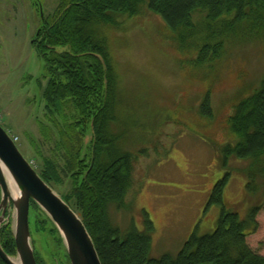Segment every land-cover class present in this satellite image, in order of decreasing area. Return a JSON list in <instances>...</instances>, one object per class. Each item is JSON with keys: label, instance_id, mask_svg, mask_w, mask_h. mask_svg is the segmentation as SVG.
Returning a JSON list of instances; mask_svg holds the SVG:
<instances>
[{"label": "trees", "instance_id": "1", "mask_svg": "<svg viewBox=\"0 0 264 264\" xmlns=\"http://www.w3.org/2000/svg\"><path fill=\"white\" fill-rule=\"evenodd\" d=\"M37 3L42 16L32 43L46 72V83L39 81L47 120L42 127L54 144L50 156L39 151L36 169L55 189L70 184L60 194L81 216L102 264H264V255L247 240L258 229L264 203V81L232 103L227 124L236 141L229 140L221 152L227 166L232 157L249 161L251 198L245 214L224 200L227 172L214 185L206 208L218 206L217 226L204 235L195 231L177 256H151L155 226L146 210L144 229H122L110 218L111 206L127 208L137 158L129 141L140 127L139 114L132 118L121 110L111 32L124 30L125 21L147 6L171 27L177 48L193 52L190 61L217 77L229 45L264 40V0H58L46 15ZM232 12L233 18L225 17ZM196 13H205V19L196 23ZM202 112L213 117L210 89ZM30 225L38 264H71L57 227L33 200ZM40 239L52 247L49 263L36 248ZM0 242L8 254H16L11 223L1 226ZM0 264L8 263L0 256Z\"/></svg>", "mask_w": 264, "mask_h": 264}, {"label": "rangeland", "instance_id": "2", "mask_svg": "<svg viewBox=\"0 0 264 264\" xmlns=\"http://www.w3.org/2000/svg\"><path fill=\"white\" fill-rule=\"evenodd\" d=\"M37 2L46 15L58 0H0V123L18 136L21 152L35 165L41 161L39 151L50 156L54 144L42 127L47 120L39 81L46 83V72L32 43L42 16ZM147 8L110 35L121 77V110L132 118L140 115V127L129 141L137 158L127 208L111 206L110 218L122 229H144L146 210L155 226L151 256H177L195 231L204 235L217 226L218 206L206 208L214 185L227 172L224 200L245 214L251 198L249 161L232 157L227 166L221 152L229 140L236 141L227 124L232 103L264 81V40L229 45L215 77V71L190 61L193 52L177 48L171 27ZM203 19L205 13L195 14L196 23ZM209 89L213 117L202 112ZM69 188L68 183L56 190L63 194ZM262 205L258 229L247 240L264 255ZM8 213L14 222L13 206ZM36 248L49 263L48 242L40 239Z\"/></svg>", "mask_w": 264, "mask_h": 264}, {"label": "water", "instance_id": "3", "mask_svg": "<svg viewBox=\"0 0 264 264\" xmlns=\"http://www.w3.org/2000/svg\"><path fill=\"white\" fill-rule=\"evenodd\" d=\"M2 164L20 188L12 195ZM0 227L10 220L7 211L15 209L14 236L18 257L7 254L0 243V255L8 264H38L30 229L31 201L37 203L57 227L71 264H102L94 240L78 212L46 182L21 152L0 123Z\"/></svg>", "mask_w": 264, "mask_h": 264}, {"label": "bare ground", "instance_id": "4", "mask_svg": "<svg viewBox=\"0 0 264 264\" xmlns=\"http://www.w3.org/2000/svg\"><path fill=\"white\" fill-rule=\"evenodd\" d=\"M15 136L17 135H13L12 138L14 139ZM18 137V136H17ZM30 161V159H28ZM32 163V165L36 168V165L30 161ZM2 169H3V172H4V175L6 177V180L8 181V184H9V188H10V191L12 193V195H18L20 193V188L18 187V185L15 183V181L12 179L9 171L7 170V168L2 164ZM0 199H1V191H0ZM31 209V208H30ZM7 215H9L8 211H7ZM8 223H11L12 227H13V223L14 222H11L10 220L7 221V223H4L2 225H5V224H8ZM1 225V226H2ZM1 228V227H0ZM30 229H31V225H30ZM13 234H14V227H13ZM32 234V233H31ZM15 238V236H14ZM1 243V242H0ZM2 245V244H1ZM3 247V246H2ZM4 249V248H3ZM5 251V250H4ZM6 252V251H5ZM7 253V252H6ZM8 254V253H7ZM10 255V254H9ZM1 256V255H0ZM12 256L13 258H17L18 257V253H17V250H16V254L15 255H10Z\"/></svg>", "mask_w": 264, "mask_h": 264}, {"label": "built area", "instance_id": "5", "mask_svg": "<svg viewBox=\"0 0 264 264\" xmlns=\"http://www.w3.org/2000/svg\"><path fill=\"white\" fill-rule=\"evenodd\" d=\"M18 139H19V138H18L17 136H15L14 140H15V141H18Z\"/></svg>", "mask_w": 264, "mask_h": 264}]
</instances>
